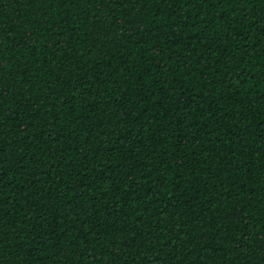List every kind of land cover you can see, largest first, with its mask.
I'll return each instance as SVG.
<instances>
[{"label": "trees", "instance_id": "trees-1", "mask_svg": "<svg viewBox=\"0 0 264 264\" xmlns=\"http://www.w3.org/2000/svg\"><path fill=\"white\" fill-rule=\"evenodd\" d=\"M0 264H264V0H0Z\"/></svg>", "mask_w": 264, "mask_h": 264}]
</instances>
